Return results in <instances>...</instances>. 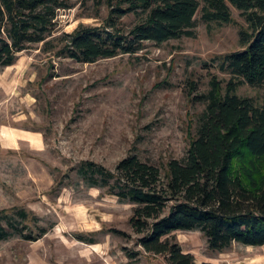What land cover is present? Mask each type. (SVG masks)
<instances>
[{"label": "rangeland", "instance_id": "obj_1", "mask_svg": "<svg viewBox=\"0 0 264 264\" xmlns=\"http://www.w3.org/2000/svg\"><path fill=\"white\" fill-rule=\"evenodd\" d=\"M72 2L58 11L57 30L48 38L55 48L33 44L14 65L0 67V210L25 208L38 225L29 223L33 240L0 241V264H168L138 244L133 204L89 187L76 166L93 159L114 170L136 153L165 177L169 161L184 159L195 138L206 106L197 94L210 88L214 75L227 84L230 73L220 59L242 49L239 32L249 23L234 7L227 24L207 23L200 10L196 36L147 41L134 55L82 63L58 55L60 37L80 25H104L110 11L106 0ZM136 22L129 14L122 26ZM238 93L264 106V85L245 82ZM18 129L40 133V147L12 136ZM40 227L48 230L44 236ZM119 228L128 236L112 230ZM174 234L198 262L264 264V245L235 242L215 252L200 230ZM135 250L140 255L131 259Z\"/></svg>", "mask_w": 264, "mask_h": 264}, {"label": "trees", "instance_id": "obj_2", "mask_svg": "<svg viewBox=\"0 0 264 264\" xmlns=\"http://www.w3.org/2000/svg\"><path fill=\"white\" fill-rule=\"evenodd\" d=\"M104 25H80L60 37L58 55L76 61L136 54L147 41L196 36V17L207 23L233 21V7L248 21L242 27L241 50L221 57L226 85L214 75L207 91L196 99L205 103L196 135L184 159L174 158L164 177L161 167L131 153L115 169L93 159L83 160L77 174L89 187L133 204L130 224L140 235L146 253L164 255L168 264H225L198 262L185 252L177 230H200L212 251L223 252L235 242L264 245V106L238 93L245 82L264 85V0H106ZM72 0H0V67L14 65L20 52L33 44L55 48L49 40L57 30L58 11ZM135 14L130 29L122 19ZM52 43V44H51ZM51 44V45H50ZM46 46V47H47ZM197 90L193 87V92ZM25 208L0 210V241L14 237L33 240L34 220ZM41 236L48 230L40 227ZM128 236L126 231L112 229ZM80 240L87 241L84 236ZM88 242V241H87ZM90 242H97L91 240ZM131 259L139 251L128 252Z\"/></svg>", "mask_w": 264, "mask_h": 264}, {"label": "crops", "instance_id": "obj_3", "mask_svg": "<svg viewBox=\"0 0 264 264\" xmlns=\"http://www.w3.org/2000/svg\"><path fill=\"white\" fill-rule=\"evenodd\" d=\"M11 134H13L12 136H15L17 134L20 139L28 140L29 142L31 141V142H33L32 144L35 147H40V144H41L40 133L32 132V131L29 132V131L18 129V130H16V132H13Z\"/></svg>", "mask_w": 264, "mask_h": 264}]
</instances>
